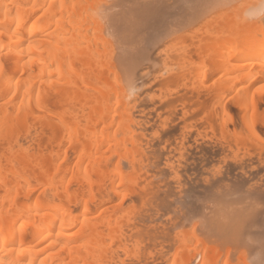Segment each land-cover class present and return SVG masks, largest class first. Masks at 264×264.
I'll return each mask as SVG.
<instances>
[{"label": "bare ground", "instance_id": "1", "mask_svg": "<svg viewBox=\"0 0 264 264\" xmlns=\"http://www.w3.org/2000/svg\"><path fill=\"white\" fill-rule=\"evenodd\" d=\"M236 251L264 264V0H0V264Z\"/></svg>", "mask_w": 264, "mask_h": 264}, {"label": "rangeland", "instance_id": "2", "mask_svg": "<svg viewBox=\"0 0 264 264\" xmlns=\"http://www.w3.org/2000/svg\"><path fill=\"white\" fill-rule=\"evenodd\" d=\"M228 21V20H227ZM195 231V229L193 228V227H189L188 228V230H187V232L186 233H188V234H191V233H193ZM210 243H214L215 245H217V244H219V241L218 240H216V239H210V241H209ZM145 243H146V245H145ZM145 243H144V247H146V249L143 247V251H145V252H148V251H150L149 250V248H148V243H147V241H145ZM148 248V249H147ZM151 251H152V249H151ZM153 252V251H152ZM232 257L235 259V262H239V263H243V264H247L246 262H248L249 261V259L247 258V256L246 255H244V254H242L241 252H239V251H236L235 253H232ZM225 259V256L223 257V260ZM198 260H199V264L201 263V257L199 256V258H198ZM155 264V263H154ZM158 264V263H157ZM159 264H161V263H159ZM163 264H176V262L175 261H173V260H171V261H169V262H167V263H163Z\"/></svg>", "mask_w": 264, "mask_h": 264}]
</instances>
